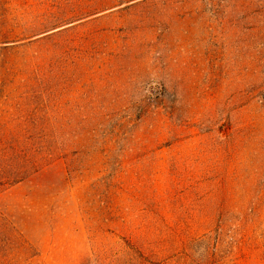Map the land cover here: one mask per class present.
<instances>
[{"label": "rangeland", "instance_id": "374dc122", "mask_svg": "<svg viewBox=\"0 0 264 264\" xmlns=\"http://www.w3.org/2000/svg\"><path fill=\"white\" fill-rule=\"evenodd\" d=\"M13 139L33 161L0 185V264H134L153 191L173 222L201 176L198 250L158 259L264 264V0H0Z\"/></svg>", "mask_w": 264, "mask_h": 264}, {"label": "trees", "instance_id": "16d2710c", "mask_svg": "<svg viewBox=\"0 0 264 264\" xmlns=\"http://www.w3.org/2000/svg\"><path fill=\"white\" fill-rule=\"evenodd\" d=\"M33 161L27 156V151L24 146L17 142V140H11L9 142L0 140V185L13 184L23 178L20 168L24 163ZM34 167V166H32ZM193 178L190 174V179ZM212 177L201 176L198 181L189 183L187 187H184L178 192H174L173 195H169L170 198L175 200H183L186 197H190V194L194 195V201L197 202V208L191 206H182L183 218L178 219L176 214H172L176 217L175 220L169 221L166 216V204L159 202L160 195L153 191L151 198V204H146L144 209L149 212L150 219L145 226H147L148 232H153L152 242H147L143 238L136 240L135 244L127 240L126 245L128 248L134 251V264H166L165 259H158L157 251L173 250L175 253L188 256L187 249L199 248V240L201 236L206 233H199L201 225L207 220L209 208L205 205V201L210 199L213 195L210 183ZM215 182L220 185L221 192L218 201V208H223V204L226 203L224 198L226 195L225 189L222 190L224 185V179L219 174L214 176ZM106 185H111V182H106ZM115 185V183H114ZM191 187V188H190ZM190 190L186 192V190ZM188 193V194H187ZM214 196V195H213ZM183 203V202H182ZM171 206L168 212L176 213L175 211L180 209L173 201H169ZM152 230H149V229ZM223 262L217 260L214 256V252H207L206 258L200 261H196L195 264H222Z\"/></svg>", "mask_w": 264, "mask_h": 264}]
</instances>
